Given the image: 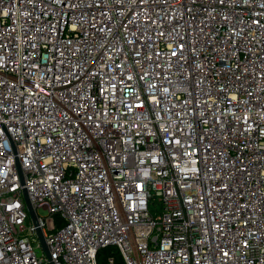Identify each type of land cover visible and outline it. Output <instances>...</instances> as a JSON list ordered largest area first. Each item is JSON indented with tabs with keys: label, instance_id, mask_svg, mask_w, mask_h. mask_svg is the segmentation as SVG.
Instances as JSON below:
<instances>
[{
	"label": "built area",
	"instance_id": "built-area-1",
	"mask_svg": "<svg viewBox=\"0 0 264 264\" xmlns=\"http://www.w3.org/2000/svg\"><path fill=\"white\" fill-rule=\"evenodd\" d=\"M38 227L54 264H264V0H0V264H50Z\"/></svg>",
	"mask_w": 264,
	"mask_h": 264
},
{
	"label": "water",
	"instance_id": "water-1",
	"mask_svg": "<svg viewBox=\"0 0 264 264\" xmlns=\"http://www.w3.org/2000/svg\"><path fill=\"white\" fill-rule=\"evenodd\" d=\"M24 197H25V200H26V204H27V207H28V210H29V213L34 221V223L36 225H38V220H37V215H36V212H35V209L32 205V203L30 202V199L28 197V194H27V190L24 188ZM37 231H38V234H39V237H40V240H41V243H42V246L48 256V258L50 259V264H54L51 260V255H50V252L48 250V247H47V244H46V240H45V237L42 233V230L40 227L37 228ZM39 254H41V252H39Z\"/></svg>",
	"mask_w": 264,
	"mask_h": 264
},
{
	"label": "trees",
	"instance_id": "trees-1",
	"mask_svg": "<svg viewBox=\"0 0 264 264\" xmlns=\"http://www.w3.org/2000/svg\"><path fill=\"white\" fill-rule=\"evenodd\" d=\"M113 252V247L109 246L103 248L98 253V263L99 264H107V256ZM116 257L120 258L119 253L116 251Z\"/></svg>",
	"mask_w": 264,
	"mask_h": 264
},
{
	"label": "rangeland",
	"instance_id": "rangeland-1",
	"mask_svg": "<svg viewBox=\"0 0 264 264\" xmlns=\"http://www.w3.org/2000/svg\"><path fill=\"white\" fill-rule=\"evenodd\" d=\"M39 213L45 215L46 214V211L43 210V209H39ZM116 251H117L116 247H113V254L115 256H116V253H115ZM116 259H117V263H120L121 264V258H117L116 257Z\"/></svg>",
	"mask_w": 264,
	"mask_h": 264
}]
</instances>
